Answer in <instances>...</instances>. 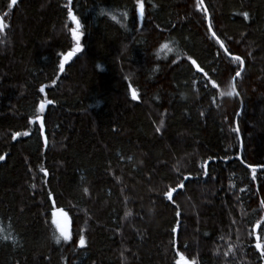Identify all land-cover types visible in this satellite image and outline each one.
<instances>
[{"label": "trees", "instance_id": "1", "mask_svg": "<svg viewBox=\"0 0 264 264\" xmlns=\"http://www.w3.org/2000/svg\"><path fill=\"white\" fill-rule=\"evenodd\" d=\"M10 3L0 264H264V0Z\"/></svg>", "mask_w": 264, "mask_h": 264}, {"label": "snow or ice", "instance_id": "2", "mask_svg": "<svg viewBox=\"0 0 264 264\" xmlns=\"http://www.w3.org/2000/svg\"><path fill=\"white\" fill-rule=\"evenodd\" d=\"M16 3H17V0H11V3L8 6L9 7H12ZM196 7L199 8L200 5L197 4ZM139 8H140L141 15H143V8H144V6H143L142 3L139 4ZM67 15H68V18L73 23H75V25H76L74 28H71L70 29L71 34H72V39L75 41V44H74L73 47H71V49L69 51L66 52V54H63L62 59H61L60 64H59V68H60L61 71L64 70L65 64L68 61L72 60V58L74 56H76L77 53H80L82 51L81 36L83 35V33L80 31L81 22H80V20L77 19V16L73 14V11H72L71 8L68 9ZM245 15H247V14H245ZM220 47L221 48H224V44L223 43H220ZM235 59H236V61L240 62V64L243 63V61L240 60V57L239 56L235 57ZM193 63H195V61H193ZM201 71H203V69H201ZM235 75L237 77H239L241 75V73L239 71H237L235 73ZM43 90L44 89L41 88V91H43ZM132 98L133 99H136V92L135 91H133V93H132ZM50 103H52L50 100H44V101H42L40 103V105H39V110L41 112H43L44 109H45V105L50 104ZM41 128H43V125H41ZM157 131H159V129H157ZM16 135H20V133H16ZM25 135H27V133H25ZM3 159H4V157L3 156H0V160H3ZM254 171H255V169H254ZM182 186L183 185H180V187H182ZM174 190L175 189H173L172 191H174ZM85 191H87V190H85ZM172 191H169V192H166L165 193V195H167L169 197V199H171V197H172ZM61 214L64 215L65 221H67V213H63L62 212ZM261 228H262V230H264V224L261 225ZM174 231H175V229H174ZM61 233H62V235H63V237H64L65 240H67V239L70 238L69 235H68V232H67V226L66 225H65L64 228L61 229ZM6 239H9V238H6ZM57 242H59V237L57 238ZM79 243H80L81 246L84 245V238H83V236L80 237ZM255 247L258 250H262V255H264V244H262L260 242V237L259 236L256 238V245H255ZM177 255H178V259H176L175 264H196V261L195 260H191L190 261L189 259H187L185 257V255L183 253H177ZM226 255H227V253H226Z\"/></svg>", "mask_w": 264, "mask_h": 264}, {"label": "water", "instance_id": "3", "mask_svg": "<svg viewBox=\"0 0 264 264\" xmlns=\"http://www.w3.org/2000/svg\"><path fill=\"white\" fill-rule=\"evenodd\" d=\"M69 8H71V6H69ZM242 70H243V63H242V66H241V70L239 72H241ZM235 78H236V75H235V77L233 79V89H234V91H236L235 82H234ZM41 121H42V117H39V123H41ZM41 125L42 124H40V126ZM41 133L44 135L43 128H41ZM62 212L66 213L65 210H63L62 208H59V207H56V208L52 209V211H51L52 222L55 223V224H58L60 229L64 228L65 225H66L67 226V232H69V228H70L69 215L67 214V221H65L64 215L61 214ZM255 245H256V243H255Z\"/></svg>", "mask_w": 264, "mask_h": 264}, {"label": "rangeland", "instance_id": "4", "mask_svg": "<svg viewBox=\"0 0 264 264\" xmlns=\"http://www.w3.org/2000/svg\"><path fill=\"white\" fill-rule=\"evenodd\" d=\"M69 6H71L70 4H68L67 5V11H68V9H69ZM71 9H72V7H71ZM73 11V10H72ZM73 14L75 15V13H74V11H73ZM78 19V18H77ZM69 21H70V23H71V28H74L76 25H75V23H73L70 19H69ZM40 124H42V122L40 123ZM43 132H44V130H43ZM42 134V133H41ZM58 225V224H57ZM59 226V225H58ZM60 228V227H59Z\"/></svg>", "mask_w": 264, "mask_h": 264}]
</instances>
